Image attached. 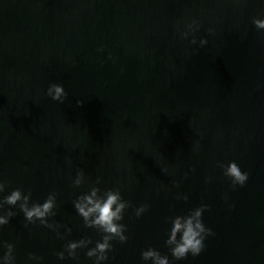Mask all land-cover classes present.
Returning a JSON list of instances; mask_svg holds the SVG:
<instances>
[{
  "label": "water",
  "instance_id": "1",
  "mask_svg": "<svg viewBox=\"0 0 264 264\" xmlns=\"http://www.w3.org/2000/svg\"><path fill=\"white\" fill-rule=\"evenodd\" d=\"M261 17V0H0V179L5 194L19 187L35 201L55 191L52 220L72 229L59 239L13 209L0 241L16 264H35L29 252L91 264L83 249L78 262L56 253L99 239L72 207L98 176L133 206L128 240L112 241L106 264H143L149 246L171 264H264V30L250 23ZM192 18L203 47L179 35ZM50 83L64 86L63 103L45 94ZM228 161L248 172L234 190L218 167ZM201 204L214 235L198 256L172 261L165 218Z\"/></svg>",
  "mask_w": 264,
  "mask_h": 264
},
{
  "label": "clouds",
  "instance_id": "2",
  "mask_svg": "<svg viewBox=\"0 0 264 264\" xmlns=\"http://www.w3.org/2000/svg\"><path fill=\"white\" fill-rule=\"evenodd\" d=\"M264 3V0H261ZM251 25L257 30H264V17L259 19L253 18ZM181 39L188 40L190 45L205 46L208 43L206 38L197 40L195 33L200 30V23L197 19L186 20L182 28L177 25ZM209 34L213 29L207 30ZM98 51H102L98 49ZM52 101L63 103L67 93L64 86L59 83H50L45 93ZM81 101H77L80 104ZM218 167L222 174L229 181L230 187L234 190L236 187H242L248 180V172L241 171L235 161L227 163L218 162ZM166 172L167 169H161ZM85 182V174L82 169H77L72 185L79 188ZM100 177L89 186L88 190L78 194L72 200V207L75 213L81 218L85 229H93L99 236V239L93 240L91 237L82 236L78 240H67L63 245V250L56 253L58 261L66 259L79 261L77 254L78 249L85 250V257L91 261V264H106L109 261V253L113 251L112 241L120 244L127 242L128 237L125 235L127 226L124 220L125 210L133 207L129 201L125 200L119 187L101 188ZM208 182V178L205 179ZM7 184L0 179V229L8 225L18 209L22 213L25 227L28 225L39 224L52 232L59 239H64L70 235L72 229L66 225L60 224L53 217L57 215V193L49 192L41 201L31 199V191L25 192L22 188H14L6 193ZM178 200H186L187 197L178 195ZM147 203H141L134 207V215L140 218L148 209ZM208 210V205L201 204L192 208L184 215H176L165 218L167 231L163 240V247L167 249L172 261H182L187 256L196 257L205 248V240L213 236L212 229L205 226L202 221V213ZM51 221V222H50ZM64 232L61 233L60 229ZM15 249L12 243L0 241V264H16ZM140 259L143 264H171L168 255H162L151 246L140 251ZM42 264L43 258L35 253L29 252L27 262Z\"/></svg>",
  "mask_w": 264,
  "mask_h": 264
}]
</instances>
